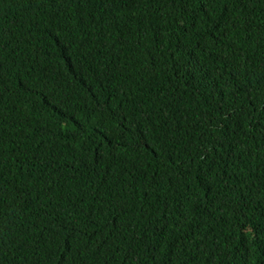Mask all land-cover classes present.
I'll return each instance as SVG.
<instances>
[{"label": "trees", "instance_id": "1", "mask_svg": "<svg viewBox=\"0 0 264 264\" xmlns=\"http://www.w3.org/2000/svg\"><path fill=\"white\" fill-rule=\"evenodd\" d=\"M0 264H264V0H0Z\"/></svg>", "mask_w": 264, "mask_h": 264}]
</instances>
